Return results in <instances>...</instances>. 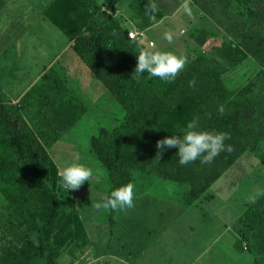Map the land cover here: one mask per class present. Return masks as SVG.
I'll use <instances>...</instances> for the list:
<instances>
[{
  "label": "trees",
  "instance_id": "1",
  "mask_svg": "<svg viewBox=\"0 0 264 264\" xmlns=\"http://www.w3.org/2000/svg\"><path fill=\"white\" fill-rule=\"evenodd\" d=\"M181 1L155 0L159 7L155 21ZM148 2L129 3V17L141 35L155 22L146 14ZM192 2L211 18L227 19L230 38L201 29L203 38L193 40L199 46L198 54L189 58L173 82L149 79L147 72L139 80L132 78L141 35L139 39L129 38L126 28L112 16L120 0H103L104 9L95 0H51L41 11L72 41V49L123 110L118 123L99 126L89 137L93 157L109 179L106 197L116 187L132 183L133 173L138 172L185 185L181 206L188 207L244 150L257 152L264 135V110L258 102L243 96L240 87L227 89L223 76L246 57L261 67L254 76L264 74V0ZM100 16L103 22L98 21ZM205 43L210 44L206 47ZM191 80L196 81L194 88L189 86ZM31 86L12 101L0 91V193L5 200L2 208L10 217L9 232L0 241V264H38L39 260L53 264L57 250L49 240L65 228V218L44 176L45 148L87 108L53 68ZM220 106L225 109L223 116L218 112ZM194 118H199L203 130L228 133L230 139L225 145L233 150L222 152L211 164L197 160L181 166L177 148L166 147L159 158L157 140L172 135ZM258 158L264 165V149ZM112 212L108 209L109 220ZM243 219L242 215L238 217L242 226L237 229L240 238L234 248L248 250V232L262 228L264 223L250 216L245 222ZM241 240L246 247L241 248ZM262 244L258 253H264V238Z\"/></svg>",
  "mask_w": 264,
  "mask_h": 264
},
{
  "label": "rangeland",
  "instance_id": "2",
  "mask_svg": "<svg viewBox=\"0 0 264 264\" xmlns=\"http://www.w3.org/2000/svg\"><path fill=\"white\" fill-rule=\"evenodd\" d=\"M50 1L0 0V91L6 99L15 100L38 82L41 74L53 68L87 106L80 118L45 148L44 176L55 191L65 218V228L49 240L57 250L53 264H251L253 255L257 262L252 264H264V253L257 251L263 245L264 226L248 232V250L234 248L240 238L237 229L242 226L238 224L239 216L244 217V222L250 216L264 223V195L255 203L248 202L257 188L264 189V165L258 158L264 149V135L257 152L244 150L188 207L181 206L185 185L138 172L133 173V208L113 210L109 220L108 209L98 211L93 207L106 197L109 179L93 157L89 137L99 126L118 123L123 110L72 49V41L43 17L41 11ZM122 1L125 2L117 4L119 8ZM196 13L194 5L191 17L181 9L174 19L166 20L173 26V43L168 51L185 56L188 61L199 52L194 37L203 38L199 31L205 22ZM98 21L103 22L104 18L100 16ZM119 22L129 27L128 22ZM208 23L205 25L213 28L212 22ZM150 35L149 30H143L140 41L145 45L148 39L155 42ZM158 47L155 44L153 49ZM245 64L226 74L247 75L253 68H261L250 59ZM241 75L236 82L242 81ZM246 79L238 86L245 93L243 96L258 102L264 110V74ZM246 84L249 88L244 91ZM77 156L80 163L92 169L93 175L78 190L67 191L59 172ZM3 204L0 193V241L9 232L10 217ZM60 239L64 240L60 243ZM240 244L241 248L246 247L243 240Z\"/></svg>",
  "mask_w": 264,
  "mask_h": 264
},
{
  "label": "clouds",
  "instance_id": "3",
  "mask_svg": "<svg viewBox=\"0 0 264 264\" xmlns=\"http://www.w3.org/2000/svg\"><path fill=\"white\" fill-rule=\"evenodd\" d=\"M184 12L191 17L193 15L192 0H182L181 4ZM146 14L149 19L155 21V13L159 10L155 0H149L146 4ZM164 39L169 44L173 43L171 32L165 31ZM137 64L132 73V78L139 80L141 75L148 73V78L159 77L166 82H173L179 73L188 63L187 57L177 55L171 51L153 49L150 45H145L142 41L137 42ZM196 81H189L190 87H195ZM218 112L224 115L225 109L220 106ZM181 133V134H177ZM230 139L228 133L219 131H208L200 128L199 118L189 121L186 126L176 129L170 136H165L156 142L157 155L161 156L164 149L177 148L176 153L181 166L200 161L201 164H211L213 160L222 152H231L232 146L225 145V141ZM61 183L68 190H78L85 181H90L93 172L85 164L79 162V157H75L71 162L66 163L59 172ZM134 185L127 183L120 185L110 192L102 202L93 205L96 210L112 209L124 211L134 207ZM264 195V189L257 188L256 192L248 197L249 203H255L257 198Z\"/></svg>",
  "mask_w": 264,
  "mask_h": 264
},
{
  "label": "crops",
  "instance_id": "4",
  "mask_svg": "<svg viewBox=\"0 0 264 264\" xmlns=\"http://www.w3.org/2000/svg\"><path fill=\"white\" fill-rule=\"evenodd\" d=\"M96 3L99 4L102 9H104L103 0H101V2H99V3L98 2H96ZM120 3H121V0H120ZM129 3H130V0H125L124 3L122 1V6H120V8H119V6H117L118 9H115L113 11L112 16L115 17L118 20V22H119V19H121L124 23L128 22L129 27L126 28L127 31H136L135 30V23L129 17L130 13H131V10L129 8ZM181 4H182V1L174 10H172L169 13L164 12L163 15L157 21L151 23L149 26H147L144 29V31L145 30H149L150 33H151L150 36L155 39V40L153 39L155 42H152L150 39H148L147 40V45H148V42L151 41L152 45H150V46L154 47L155 44H157V46L159 45V47L155 48V49L164 50V51H168L169 50L170 44L168 43L167 40L164 39L163 34H164L165 31L172 33L171 29H172L173 26L170 25L171 21H166V20L167 19H174V17H176V15H178V12L182 9ZM192 5L194 6L195 4L192 3ZM121 7H123V8H121ZM196 8H197V13H196L197 14V18L199 17L198 19L200 21H203L205 23H206V21H208L209 22L208 24H210L212 22V26L211 27H213V28H210V27L206 26L205 23H204V25H202L203 29L211 32L213 35L230 38L229 31H227V29H226V26L228 24V22H227L228 20L227 19H225L222 16H220V17L216 16L215 18H211L206 13H202V11L197 6H196ZM193 27H195V26H193ZM196 27H201V26L198 25ZM181 31H182L181 29H178L179 34L182 33ZM172 35H173V33H172ZM164 44H165V48H164ZM248 58L250 60H253L250 57H246L241 63H239L237 65V67H235L232 70V72L235 71V70L237 71L238 69H240V67H244L246 65L245 64L246 61L249 60ZM253 62H254V60H253ZM252 70L247 75H246V73H244L242 75L238 73L235 76L234 75L231 76V75H229L230 72L228 74H226L223 77V81H224V84H225L226 88L229 89V90L234 89V88H239L238 86L240 85V83H242L243 81H248V79H246V78L249 77V76L252 77L254 75V72L257 71V70H253V71ZM240 75L243 76L242 81H237L236 82V79Z\"/></svg>",
  "mask_w": 264,
  "mask_h": 264
},
{
  "label": "built area",
  "instance_id": "5",
  "mask_svg": "<svg viewBox=\"0 0 264 264\" xmlns=\"http://www.w3.org/2000/svg\"><path fill=\"white\" fill-rule=\"evenodd\" d=\"M140 35H141V32H136V31H128L127 32V36L129 38H133V39H139ZM148 45H152V42L149 41Z\"/></svg>",
  "mask_w": 264,
  "mask_h": 264
}]
</instances>
